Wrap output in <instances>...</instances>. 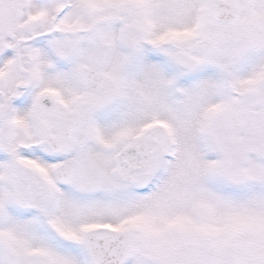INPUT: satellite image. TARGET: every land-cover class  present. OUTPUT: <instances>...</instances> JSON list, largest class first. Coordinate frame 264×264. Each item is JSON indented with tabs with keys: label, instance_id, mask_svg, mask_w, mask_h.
Listing matches in <instances>:
<instances>
[{
	"label": "snow or ice",
	"instance_id": "snow-or-ice-1",
	"mask_svg": "<svg viewBox=\"0 0 264 264\" xmlns=\"http://www.w3.org/2000/svg\"><path fill=\"white\" fill-rule=\"evenodd\" d=\"M0 264H264V0H0Z\"/></svg>",
	"mask_w": 264,
	"mask_h": 264
}]
</instances>
